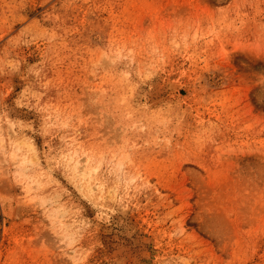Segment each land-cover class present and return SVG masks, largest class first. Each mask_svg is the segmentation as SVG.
Segmentation results:
<instances>
[{
    "label": "rangeland",
    "instance_id": "rangeland-1",
    "mask_svg": "<svg viewBox=\"0 0 264 264\" xmlns=\"http://www.w3.org/2000/svg\"><path fill=\"white\" fill-rule=\"evenodd\" d=\"M0 264H264V0H0Z\"/></svg>",
    "mask_w": 264,
    "mask_h": 264
},
{
    "label": "bare ground",
    "instance_id": "bare-ground-1",
    "mask_svg": "<svg viewBox=\"0 0 264 264\" xmlns=\"http://www.w3.org/2000/svg\"><path fill=\"white\" fill-rule=\"evenodd\" d=\"M171 85H173V83L171 82ZM174 87H175V84H174Z\"/></svg>",
    "mask_w": 264,
    "mask_h": 264
}]
</instances>
